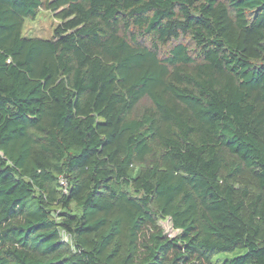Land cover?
Instances as JSON below:
<instances>
[{"label": "trees", "instance_id": "16d2710c", "mask_svg": "<svg viewBox=\"0 0 264 264\" xmlns=\"http://www.w3.org/2000/svg\"><path fill=\"white\" fill-rule=\"evenodd\" d=\"M0 264H264V0H0Z\"/></svg>", "mask_w": 264, "mask_h": 264}, {"label": "rangeland", "instance_id": "374dc122", "mask_svg": "<svg viewBox=\"0 0 264 264\" xmlns=\"http://www.w3.org/2000/svg\"><path fill=\"white\" fill-rule=\"evenodd\" d=\"M59 20L55 18L54 13L47 10H40L36 18L26 19L24 26V35L26 37H39V38H51L53 36L55 28L59 24ZM160 225L165 230V233L174 237L180 233L173 227L172 222L169 219L160 221ZM235 253L223 254L222 259L232 258Z\"/></svg>", "mask_w": 264, "mask_h": 264}, {"label": "built area", "instance_id": "2783aa9c", "mask_svg": "<svg viewBox=\"0 0 264 264\" xmlns=\"http://www.w3.org/2000/svg\"><path fill=\"white\" fill-rule=\"evenodd\" d=\"M62 184H63V186H64V190H65V192H67V190H66V189H67V187H66L67 184H66L65 182H62Z\"/></svg>", "mask_w": 264, "mask_h": 264}]
</instances>
